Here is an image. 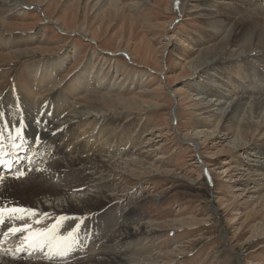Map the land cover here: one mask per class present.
<instances>
[{
	"label": "rangeland",
	"instance_id": "rangeland-1",
	"mask_svg": "<svg viewBox=\"0 0 264 264\" xmlns=\"http://www.w3.org/2000/svg\"><path fill=\"white\" fill-rule=\"evenodd\" d=\"M122 2L125 7L114 11L88 0H23L24 7L9 14V24L0 27V36L8 39L0 44V98L10 94L18 103L19 92L22 99L29 95L36 101L52 94L80 107L68 96L67 83L83 70L86 76L99 72L103 83L94 92L134 99L132 103L144 106L129 111L93 106L89 110L94 116L78 119L77 127L84 134L78 133L75 142L88 151L86 155L107 149L100 156L114 160L140 153L148 165L132 174L113 171V200L98 205L96 213L79 217L106 213L105 222L100 219L107 225L106 234L120 228L116 207L132 210L134 224H143L145 231L125 247L129 264H264V189L257 190L264 188V136L255 137V149L254 145L238 147L243 140L226 137L228 130L217 128L214 120L211 125L205 122L209 114L201 109L206 105L219 111L230 105L236 96L222 85L226 79L221 68L228 71L227 62L236 65L244 58L192 68L198 48L212 31L200 11L202 0ZM242 5L232 3L234 8L243 9ZM16 39L21 41L19 48L11 42ZM16 48L26 54L17 56ZM231 51L236 54L239 48ZM249 63L264 70L263 61ZM38 65L51 71L53 66L56 79H51L47 93L28 94L21 87ZM93 83L94 79L90 87ZM209 87L214 93L200 105L202 92ZM65 114L75 112L66 109ZM110 115L120 121L109 125L117 120H110ZM58 121L66 123V119ZM87 184L70 196L77 199L95 190ZM89 222L78 221L92 226ZM65 228L55 237L61 233L65 238L73 230Z\"/></svg>",
	"mask_w": 264,
	"mask_h": 264
},
{
	"label": "bare ground",
	"instance_id": "bare-ground-1",
	"mask_svg": "<svg viewBox=\"0 0 264 264\" xmlns=\"http://www.w3.org/2000/svg\"><path fill=\"white\" fill-rule=\"evenodd\" d=\"M88 1H95L97 4L108 6L114 11H120L125 7L123 0ZM183 1L184 3L187 2V0ZM232 1L241 2L243 9L237 6L232 7ZM131 2L146 5L150 0H131ZM201 6L203 7L200 10L202 16L212 31L206 35L207 42L201 43L200 48H198L197 58L192 64V68L214 67L223 60L232 59L235 56L244 58L242 63H236V65L234 62H227L228 71H224V67L221 68L223 77L226 79L222 85L236 96L230 100L228 107H221L219 111H215L210 109V106H204V100H207L214 91L211 87L203 90L204 95L201 97L203 99L200 105H203L201 109L206 110V113L209 114L205 122L211 125L214 124L211 120H214L217 123V128L223 126L225 130H228L226 137L233 135L235 139L243 140V144L238 143V147L254 145L255 149L258 146L256 145L258 140H255V137L257 135L264 136V70L253 66L249 61L256 59L264 62V0H202ZM22 7H24L23 0H0V27L7 26L9 24L8 15L19 12ZM7 40V37L0 36V44L3 41L7 42ZM11 42L18 47L21 41L16 39ZM237 47L239 52L232 54L231 49ZM18 48L15 52L17 56L26 54V52H20ZM51 68L52 71L50 67L36 66L32 69V78L26 77L24 86L21 88H26L28 94L50 91L48 89L49 83L52 82V78H55L53 75L55 69L53 66ZM84 71L66 86L68 87V96H71V100H77V103L81 104L80 107L70 105L69 100H57V97H53L52 94L43 100L36 101L30 99L29 95L22 99V92H19L15 94L18 103L13 101L10 94H5L4 99L0 98L2 102L0 121L10 114L13 108L18 109L17 122L20 121L21 124L25 120L28 125L31 124L29 128L31 131L34 130L31 139L39 140V145L36 144V146H48L46 152L49 154V160L38 166L29 161V168L25 167L20 170V173H24V177H6L2 180V184L0 183V208L21 207L26 209L16 216H0V233L6 234L5 237L7 238L6 244L3 242L2 245V241H0V264H66L63 261H67L69 264L76 260H78L76 264H87L85 263L87 257L90 261H97L98 264H127L129 260H127L126 252L128 251L125 247L128 241L145 231L142 227L143 224H134L136 215L132 210L120 209L119 206L115 208V211L117 213L116 221L118 225L120 223V228L113 231V228L109 229L111 227L109 225L106 234L107 225L100 223V219L105 222L103 219L107 218L106 213L101 216L95 214L93 217L94 214H89L79 217L81 214L98 211L100 207L98 205L102 206L113 200L115 190L112 177L115 175V171L132 174L141 166L148 165L140 157V153L136 154L135 158L130 156L129 159L114 160L100 156L101 153L107 152V149L90 153L91 156L86 155L88 151L84 150L80 143L75 142L78 133L84 134L77 127V121L82 116H94L89 110L93 106L102 105L108 109H126L122 111H129L134 107L140 109L144 106L132 103L134 99L128 100L107 95L106 92L100 94L94 92L93 90L97 88V84L101 83L100 80L103 78L99 72H95L94 76H89L87 73L88 76H86ZM234 75H237L238 78ZM93 79V86L90 87ZM240 80H244L246 84ZM106 89L111 88L107 87ZM221 97H227V94L225 93ZM15 103H17L16 106ZM157 103L154 104L158 105ZM66 109H72L75 114H65ZM111 117L117 120L108 122L109 125H114L120 121L119 117L110 115L109 119ZM62 119H66L63 121L66 123L60 124L58 120ZM28 125H24V127ZM83 143L91 149V146H88L86 142ZM70 146L71 148H68ZM126 152L130 153L132 150H126ZM252 165L258 166L257 164ZM260 167L262 165L258 166V168ZM87 183L95 190L84 196L79 195V198L74 199L72 192L82 184ZM262 189L264 188H257L258 191ZM70 193H72L71 196ZM73 211L77 213L72 215ZM86 219H90L89 224L92 226L78 223V221L82 222ZM79 225L81 226L78 227ZM63 227H66V230L73 227V230L71 229L69 234L67 233L68 235L64 234V236L67 235L65 237L67 238L66 244L61 245L60 248L63 254H58L56 245L58 241L62 240L63 234L60 233L58 237L55 235L57 236L60 230H64ZM14 229L23 230L14 232ZM32 233H43V236L37 243L30 245L26 242L25 237ZM68 240L69 242L73 241L75 247L72 249L66 247ZM43 241L47 243L44 248L40 247ZM85 249L88 251L85 252ZM91 250L92 252L89 253ZM56 259L58 263L55 262Z\"/></svg>",
	"mask_w": 264,
	"mask_h": 264
},
{
	"label": "snow or ice",
	"instance_id": "snow-or-ice-1",
	"mask_svg": "<svg viewBox=\"0 0 264 264\" xmlns=\"http://www.w3.org/2000/svg\"><path fill=\"white\" fill-rule=\"evenodd\" d=\"M19 135V133H18ZM20 175H24V173H20ZM6 211L5 209H0V216L3 215V212ZM7 211H10L11 213H16V212H19V211H22L21 209H10V210H7ZM23 229H14L13 231H22ZM43 236V233H32L31 235L25 237V240L27 243H29L30 245L31 244H35L39 241L40 237ZM66 239L67 238H64L62 239L61 241H58L57 242V245H56V249L58 251V254H63L62 251H60V248H61V245H65L66 244Z\"/></svg>",
	"mask_w": 264,
	"mask_h": 264
}]
</instances>
